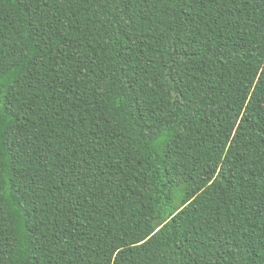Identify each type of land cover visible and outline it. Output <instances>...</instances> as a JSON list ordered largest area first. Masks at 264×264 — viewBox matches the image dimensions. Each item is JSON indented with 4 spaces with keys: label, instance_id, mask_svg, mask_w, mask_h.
<instances>
[{
    "label": "trees",
    "instance_id": "obj_1",
    "mask_svg": "<svg viewBox=\"0 0 264 264\" xmlns=\"http://www.w3.org/2000/svg\"><path fill=\"white\" fill-rule=\"evenodd\" d=\"M0 264H264V0H0Z\"/></svg>",
    "mask_w": 264,
    "mask_h": 264
}]
</instances>
